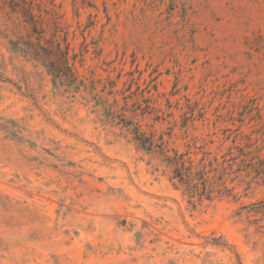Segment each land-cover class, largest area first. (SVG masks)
<instances>
[{
    "label": "rangeland",
    "instance_id": "1",
    "mask_svg": "<svg viewBox=\"0 0 264 264\" xmlns=\"http://www.w3.org/2000/svg\"><path fill=\"white\" fill-rule=\"evenodd\" d=\"M0 264H264V0H0Z\"/></svg>",
    "mask_w": 264,
    "mask_h": 264
},
{
    "label": "trees",
    "instance_id": "2",
    "mask_svg": "<svg viewBox=\"0 0 264 264\" xmlns=\"http://www.w3.org/2000/svg\"><path fill=\"white\" fill-rule=\"evenodd\" d=\"M24 14L28 15V19L32 24H38V22H36L35 20V17L31 12H29V10ZM53 49L59 58V66H51V73L56 78L68 76L69 74L73 76L74 79H76L75 74L73 73V70L69 63V48L63 50L61 45L57 44L55 48L53 47ZM119 120L121 121V124L127 128L132 127L134 125L132 121H127L123 116ZM133 134L135 136V141L141 146V148L147 151L159 150L160 153L166 158V161L176 167V178H179L181 182L184 181L186 161H184L183 158L178 157L177 154L176 158L171 157L169 151L166 150L165 144L163 142L157 143L156 139H154L153 136H148L146 133L142 132L139 127L134 128Z\"/></svg>",
    "mask_w": 264,
    "mask_h": 264
}]
</instances>
